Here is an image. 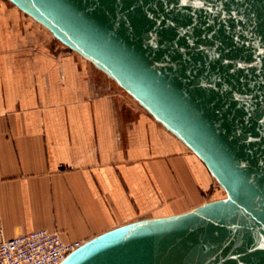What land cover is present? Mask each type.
I'll list each match as a JSON object with an SVG mask.
<instances>
[{"label": "water", "instance_id": "water-1", "mask_svg": "<svg viewBox=\"0 0 264 264\" xmlns=\"http://www.w3.org/2000/svg\"><path fill=\"white\" fill-rule=\"evenodd\" d=\"M181 140L224 195L57 264H264V0H8Z\"/></svg>", "mask_w": 264, "mask_h": 264}, {"label": "crops", "instance_id": "crops-1", "mask_svg": "<svg viewBox=\"0 0 264 264\" xmlns=\"http://www.w3.org/2000/svg\"><path fill=\"white\" fill-rule=\"evenodd\" d=\"M98 72L0 0L5 236L45 227L85 241L131 220L212 199L215 181L201 159L134 99L99 89Z\"/></svg>", "mask_w": 264, "mask_h": 264}, {"label": "built area", "instance_id": "built-area-1", "mask_svg": "<svg viewBox=\"0 0 264 264\" xmlns=\"http://www.w3.org/2000/svg\"><path fill=\"white\" fill-rule=\"evenodd\" d=\"M82 242L45 227L7 237L0 220V264H57Z\"/></svg>", "mask_w": 264, "mask_h": 264}, {"label": "rangeland", "instance_id": "rangeland-1", "mask_svg": "<svg viewBox=\"0 0 264 264\" xmlns=\"http://www.w3.org/2000/svg\"><path fill=\"white\" fill-rule=\"evenodd\" d=\"M8 1V0H7ZM10 2V1H9ZM13 4V3H12ZM14 5V4H13ZM55 38V37H54ZM56 39V38H55ZM99 70V69H98ZM100 71V70H99ZM102 72V71H101ZM103 73V72H102ZM104 74V73H103ZM98 77H97V85L99 89H101L103 92H107L112 94L114 97H119L120 95L123 97H131L128 93H126L119 85L116 84V82L110 78V82L104 80L106 77L102 75L100 72H98ZM106 81V82H105ZM132 98V97H131ZM133 99V98H132ZM215 181V179H214ZM213 187L209 189V195L211 198H217L221 197L224 195L223 190L221 187L218 185V183L215 181L213 183Z\"/></svg>", "mask_w": 264, "mask_h": 264}, {"label": "trees", "instance_id": "trees-1", "mask_svg": "<svg viewBox=\"0 0 264 264\" xmlns=\"http://www.w3.org/2000/svg\"><path fill=\"white\" fill-rule=\"evenodd\" d=\"M99 71V70H98ZM102 75H104L101 71H99ZM106 78V81H109L110 82V78L108 77V76H106V75H104Z\"/></svg>", "mask_w": 264, "mask_h": 264}]
</instances>
